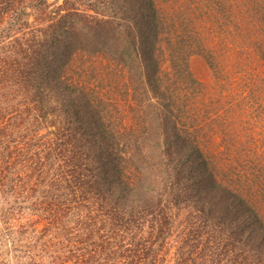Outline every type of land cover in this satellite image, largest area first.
Returning <instances> with one entry per match:
<instances>
[{
    "label": "trees",
    "instance_id": "trees-1",
    "mask_svg": "<svg viewBox=\"0 0 264 264\" xmlns=\"http://www.w3.org/2000/svg\"><path fill=\"white\" fill-rule=\"evenodd\" d=\"M0 37L41 140L0 163L4 215L61 187L95 264H264V0H0Z\"/></svg>",
    "mask_w": 264,
    "mask_h": 264
},
{
    "label": "rangeland",
    "instance_id": "rangeland-1",
    "mask_svg": "<svg viewBox=\"0 0 264 264\" xmlns=\"http://www.w3.org/2000/svg\"><path fill=\"white\" fill-rule=\"evenodd\" d=\"M64 0H48L52 7L59 6ZM141 20H143L141 18ZM246 20H239L237 28L244 29L243 24ZM135 37V33H133ZM240 41L231 48L238 52L242 50L239 46ZM249 49V51H251ZM8 55L6 45L0 37V163L8 156H13L15 148L25 147L33 149V146L40 144L41 140L34 139V125L25 118L20 112L19 102L15 88V79L13 70L8 64ZM10 59L9 63H11ZM190 71L199 80L212 84V73L208 64L201 57H193L190 60ZM242 79V77H241ZM240 79V80H241ZM133 91H121L120 97L129 96L132 98ZM78 94H70L66 100L69 103L70 117L84 128L88 136L95 140L100 132L94 121L88 116L87 106L83 101L77 98ZM129 123V121H127ZM261 123L254 128L259 131ZM44 132H41L42 135ZM261 137L259 136V141ZM257 140V138H256ZM258 142V140H257ZM264 149V143L261 144ZM23 148V149H25ZM44 150V146H41ZM18 157H23V151L18 150ZM101 156V155H100ZM103 171L107 174V167L103 166ZM120 191L116 189V194ZM55 199L57 207L46 204L41 198L35 199L30 208L25 209V205L17 204L22 208L17 210L16 214L9 218L4 215L6 205L0 202V264H95L93 258L86 257L81 251L83 232L80 222H74L77 219L76 213L71 217L73 222H67L63 190L60 187L56 191ZM54 197V196H53ZM44 202V203H42ZM53 206V205H52ZM58 210L59 220H56L52 214ZM75 211L73 209L71 213ZM69 213V212H68ZM256 249V248H253Z\"/></svg>",
    "mask_w": 264,
    "mask_h": 264
}]
</instances>
